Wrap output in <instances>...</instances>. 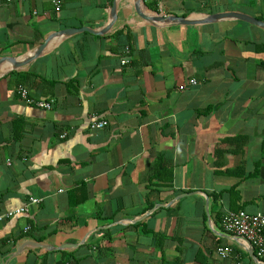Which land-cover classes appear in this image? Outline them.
<instances>
[{
  "label": "crops",
  "instance_id": "1",
  "mask_svg": "<svg viewBox=\"0 0 264 264\" xmlns=\"http://www.w3.org/2000/svg\"><path fill=\"white\" fill-rule=\"evenodd\" d=\"M143 1L264 21V0H0V215L39 199L0 219V264H264L220 223L264 212V29L153 25ZM113 4L106 33L81 31ZM67 28L81 30L10 69Z\"/></svg>",
  "mask_w": 264,
  "mask_h": 264
},
{
  "label": "built area",
  "instance_id": "2",
  "mask_svg": "<svg viewBox=\"0 0 264 264\" xmlns=\"http://www.w3.org/2000/svg\"><path fill=\"white\" fill-rule=\"evenodd\" d=\"M11 1V0H1ZM54 6V10L58 11L61 7V0H51ZM125 60H122L124 62ZM17 94L26 102L34 103L37 106L49 109L51 107L50 102L33 99L29 96L27 89L23 85L16 87ZM105 120H96L89 124L91 129L102 128L105 126ZM65 136V133L61 135ZM38 198L30 197L28 202L18 208L11 211H7L4 215H0V219L3 216L9 217L16 214H22L27 212V204L38 202ZM221 227L222 230L234 237L240 238L246 245H248L253 254L257 258L264 259V212L250 213L246 210L240 209L237 211H224L221 216ZM29 227H25L27 230ZM232 252L230 245H224L218 248V253L222 258L228 257Z\"/></svg>",
  "mask_w": 264,
  "mask_h": 264
},
{
  "label": "water",
  "instance_id": "3",
  "mask_svg": "<svg viewBox=\"0 0 264 264\" xmlns=\"http://www.w3.org/2000/svg\"><path fill=\"white\" fill-rule=\"evenodd\" d=\"M136 2H139V0H136ZM142 2V1H141ZM143 7L141 5H139L138 3V7L137 10L139 12V14L141 15L142 18H144L146 21H148L150 24L156 25V24H193V23H207V22H217L220 20H224V19H229V18H235V19H239L245 22H248L252 25H255L259 28L264 29V21L257 19L253 16L250 15H246V14H242V13H236V12H225V13H219V14H210V15H204L202 17H198L196 15L192 16H176V15H171V14H160V13H154L152 11H150L147 7V5L144 3H142ZM115 17H116V11H115V5L113 4L111 7V11H110V18L108 23L103 27V29L99 30V31H94L90 28L87 27H83L82 30L80 29H73V28H67V29H62L59 30L57 32H55L53 35H49L47 38L44 39V41L42 43H40L39 45H37L35 48H33L30 52L26 53L24 56H20V57H13L10 58V69H17L18 67H20V65L26 64L28 61L36 58L37 56H39L40 54H42V52L44 51L48 40H50L52 37H64L68 34H71L72 32H74L75 30H81V31H88L97 35H102L104 33H106L113 25L114 21H115ZM8 61V60H7ZM41 247V245H38ZM254 258H256V256L253 254L252 249L250 248L249 250H247ZM17 253H19L17 251Z\"/></svg>",
  "mask_w": 264,
  "mask_h": 264
},
{
  "label": "trees",
  "instance_id": "4",
  "mask_svg": "<svg viewBox=\"0 0 264 264\" xmlns=\"http://www.w3.org/2000/svg\"><path fill=\"white\" fill-rule=\"evenodd\" d=\"M237 210H240V209H236V210L232 209L230 211H237ZM221 216H222V214L220 215V221H221Z\"/></svg>",
  "mask_w": 264,
  "mask_h": 264
}]
</instances>
